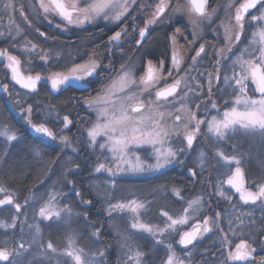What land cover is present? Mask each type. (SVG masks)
Returning a JSON list of instances; mask_svg holds the SVG:
<instances>
[{
	"label": "flooded vegetation",
	"instance_id": "1",
	"mask_svg": "<svg viewBox=\"0 0 264 264\" xmlns=\"http://www.w3.org/2000/svg\"><path fill=\"white\" fill-rule=\"evenodd\" d=\"M6 2L8 0H0V27L2 28L0 29V50L7 51L20 60V71L23 75L40 74L42 79L37 82L36 91L29 93L28 89L21 88L11 79V71L6 67L7 61L0 57V119L12 122L17 136L29 142V144L14 145L13 148L17 149L16 155H19V159L23 161L19 166L26 165L30 171L36 168L38 173L42 169L46 170L51 162L50 159L53 158L51 154L57 153L58 150L56 145H50L48 142L54 139L37 134L31 129L25 121L22 109L26 110L31 104L33 122H45V126L56 134V138L59 136L58 131L68 137L78 159L75 166L76 173L68 176L72 187L75 188V192H69V197L75 201L76 206H79L82 237L90 225H95L99 229V241L106 244V222L102 214L99 194L105 182L136 185L146 187V194L141 197L147 200L150 226L154 230L153 233H157L149 238L143 237L145 243H142L140 250L142 254H145L141 258L144 264H165L169 244L172 245L176 254L185 260V264H224L228 251L234 250L235 244L241 239L246 240L255 249L253 257L255 264H259V261L264 259V200H258L255 204L251 202L245 204L239 199V193L227 184H223L225 197H221L214 192L213 185L218 180H226L227 174L237 167L235 163L231 165L223 163L216 155L219 151L226 153V156H235L241 161L238 166L242 169L245 187L256 191L260 184H264V143L253 147L246 142V137H242L244 134L231 133L227 134L225 141H221V144H211V141L209 143L201 141L202 137L198 132L193 147L188 149L183 135L180 140V121L175 120V113L167 119L165 126L179 127V133H173L169 142L174 148L185 149L181 156L179 155L177 160L159 171H147L141 176L119 177L117 174H109L106 170L96 172L95 169L99 163H105L106 168L113 166L105 162L107 148L99 147L101 143H105L106 137L98 136L97 143L93 145L87 132L97 123L96 109L103 107V105H96L90 108L89 102L95 101L98 96H104L105 89L121 73L122 65L132 70L138 81L144 74L149 60L158 68L160 62L164 61V77L168 83H171L173 78H168L167 73L171 68L173 50L175 49L184 58L185 62L179 73V76H184L183 69H187L192 64V57L201 44L205 45V53H202V58L195 65V71L190 74V77H196V79H189L190 85L199 93V95L193 94L194 104L191 109L193 108L197 119H201V115L205 114L209 108L216 112L223 106L231 107L235 99L232 90L235 82L231 81L229 86L224 76L225 74L229 77L233 75L232 60L241 54L242 49L247 47L249 53L253 48L258 49V43L255 45L249 43L253 38L252 33L259 28V23L252 22L251 16H258L260 10L264 9H260V5H257V8L245 13V27L241 32V41H234L233 51L225 52L229 59L221 60L218 65L216 52L226 48L224 25L232 27L233 36L236 31H239L235 25V14L236 8L244 0H208L207 11L211 14L210 19L191 15L188 12V0H166L169 7L165 9L162 18L157 19V23L145 29V38L139 45L136 43L138 39H141L139 30L145 28L146 22L152 18L160 0H129L128 12L121 17V20L106 21L101 17L91 23L85 22L79 25L67 24L59 16L52 14L45 17L42 9L39 8V0H10L15 10L9 8L5 11ZM79 2L83 7V0ZM229 5L232 7L230 8ZM177 7H180L182 11H174ZM193 21L196 23L194 24ZM177 28L180 29L179 33H176ZM40 32H43L44 36H41ZM115 32L122 33L118 43L109 40ZM174 33L175 44L172 41ZM32 45H36L34 50ZM45 54H47V62L41 59V56ZM244 58L252 57L245 53ZM89 59L97 61L100 65L97 73L90 78V88L87 90L73 87L65 89L61 86L60 89H52L50 81L46 79L51 73L66 72L73 63L84 64ZM217 67H220L219 78H217ZM236 71H239L238 66ZM209 74H211V85ZM3 85H7V91L3 90ZM164 86V83L159 85V87ZM210 86L211 95H209ZM187 90V88L184 89L185 92ZM178 93L180 96L183 94L179 89ZM144 99H148L147 94ZM151 99H155L154 91ZM177 101L176 106L180 109L179 98ZM211 102L216 103L215 109L212 108ZM64 116H68L71 121L68 127L64 126ZM20 120L25 123H20ZM237 136L241 138L239 144L236 143ZM30 146L47 153L42 163H39L40 160H28L24 156L30 151ZM149 146L144 149V157L138 151L139 149H136L130 156L131 162L139 156L146 164L155 163L152 146ZM168 146V144L164 145V147ZM185 153L188 155L184 156ZM198 153L209 154L208 161L204 163L206 166L195 167L192 164ZM180 158L184 159L181 165ZM190 168L196 173L195 176L189 173ZM113 171H116L115 167ZM55 180L57 177L53 175V181ZM91 185L97 187L94 186V190H91ZM175 190L180 191L179 196L175 194ZM131 196L137 197L135 193ZM197 197L203 199V207L199 214L193 216L189 224L180 227L179 234L170 230L163 233L159 231L165 228L167 217L163 215L164 212L178 218L180 211L187 207V202ZM154 199H159V203L153 207ZM15 204L13 202L0 209L11 206L15 208ZM217 213H220L221 217L218 229L213 228L211 232L205 233L203 237L194 241V246L189 245L185 248L179 244L180 234L191 230L197 220L202 223L205 216L214 218ZM225 237L227 241L222 243ZM113 257L108 255V264H114ZM228 264H247V262L228 261Z\"/></svg>",
	"mask_w": 264,
	"mask_h": 264
},
{
	"label": "snow or ice",
	"instance_id": "2",
	"mask_svg": "<svg viewBox=\"0 0 264 264\" xmlns=\"http://www.w3.org/2000/svg\"><path fill=\"white\" fill-rule=\"evenodd\" d=\"M84 6H80L79 0H39V8L42 9L45 17L48 14L53 16H59L61 20L66 21L67 24H84L85 22L91 23L97 18H103L106 21H119L125 13L128 12L129 0H83ZM260 5V9H264V0H244L236 8L235 25L239 29L233 36V29L230 25H224L225 34V49H220L216 52L218 57L217 64L219 65L221 60H227L229 57L225 55V52H232L234 47V41H241V32L243 31L245 24V13L250 9L257 8ZM169 7L166 0H160L156 5L155 12L152 18L149 19L145 28L139 30V36L141 39L136 41L137 45L141 44L142 39L145 38V29L152 24L157 23L158 18H162V14L165 13V9ZM208 0H188V12L191 15L210 19L211 14L207 11ZM231 8L232 5H229ZM9 8L15 10L14 5L8 0L5 3L4 9L7 11ZM174 11H182L180 7L174 9ZM251 21L259 23L264 21V10H260L258 16H251ZM195 24L196 22L193 21ZM180 29H176V33H179ZM41 36H44L43 32H40ZM252 41L250 44H259L258 49L253 48L249 53L248 48L241 50V54L236 56L232 60L233 75L231 77L225 74L224 80L231 86V81L234 80L235 87L233 94L235 96L232 106L227 108L223 112L222 118L218 116H212L210 120L197 119L195 113H189L188 123L184 124V141H186L187 148L193 147L194 140L197 138L196 134L201 131V125L207 124V131L217 140H223L227 134L237 128L243 129L246 132L258 133L262 139H264V25H261L256 31L252 33ZM122 38L121 32H115L114 35L109 37L110 42H119ZM258 38V40H257ZM173 44L176 43V35L172 37ZM36 45H32L34 50ZM202 53H205V45L201 44L199 49L196 50L195 55L192 57V64L187 69H183L184 76H179L182 70V65L185 62L183 56H181L175 49L171 56V68L168 69L167 77L173 78L171 83L167 82L164 77V61L160 62L159 68L148 61V65L144 74L137 79L134 77L132 70L127 69L126 66H121V73L117 79H114L112 84L105 89L103 97L98 96L95 101L89 102V107L96 105H103L98 107L97 110V123L93 125L87 132L90 142L95 145L97 143V137H106L105 143H101L99 147L101 149L107 148L108 152L112 154L110 164L115 165L116 171H113V167L105 166V163H99L96 167V172L106 170L111 175H116L117 172L126 171L134 174L144 173L147 171H159L173 161L178 159V156L182 154L184 148H174L170 144V138L173 133H179V127L174 126L172 128L166 127L168 118H171L173 112L159 111L161 108H174L177 98L181 103V109L177 110L175 116L176 121H181L182 117L178 114L179 111H186V106L183 101L188 96L189 92H193L196 95L199 93L190 85L189 79L195 80L196 77H190L192 71H195V65L202 58ZM248 53L252 58L245 59L244 54ZM258 53V54H257ZM0 57H3L6 61V67L11 71V79L20 85L23 89H28L29 93H34L37 89V82L42 79L40 74L23 75L20 71V60L10 55L7 51L0 50ZM41 59L47 62V54L42 55ZM97 61L89 59L84 64H75L68 68L66 72H54L51 73L46 79L50 81L53 90L73 87L81 90H87L91 87L90 78L97 73L99 68ZM239 71H236V68ZM217 78H219L220 67L216 68ZM203 75V73H201ZM179 77V78H175ZM161 83H164V87H159ZM209 84L211 85V74H209ZM254 86V88L252 87ZM187 88L188 92H184ZM183 92V96L178 93ZM3 90L7 91V85H3ZM155 92V99H151L152 92ZM147 94L148 99H144ZM258 94V96L256 95ZM209 95H211V86L209 87ZM171 98V99H170ZM19 103V102H18ZM212 103V108L215 109L216 103ZM227 104V102H225ZM199 107V106H198ZM33 106L28 105L26 110L22 109V113L25 114V121L31 127V129L45 137L56 139V134L49 127L45 126V122L35 123L32 120ZM102 118V122H101ZM63 123L65 127L71 123L68 116H64ZM189 124L193 127L189 130ZM11 130L7 126L0 131V136H5L6 139L11 142L17 139L14 133L9 134ZM61 141L65 146H69V141L66 137L61 136ZM168 144V147H164ZM151 145L154 153L155 163H144L141 157H135V163L131 162L130 156L132 153L144 146ZM39 155V153H37ZM216 155L225 162L226 165L235 163L234 171L227 174V179L223 181H217L216 187L218 195L225 197L223 190V184L229 185L236 193H239V199L245 204L251 202L255 204L258 200H264V184H260L256 191H252L245 187L243 172L240 165L241 161L235 156H226L223 152H217ZM203 163V154H202ZM127 164V167L124 165ZM189 173L195 176L196 173L190 168ZM0 192L5 193V197L0 199V205H11L14 202V194L8 193L3 187H0ZM177 196L180 195L179 190H175ZM231 199V197H227ZM55 197H52L46 207L40 208V216L45 220L52 216L61 217V213L66 214V218L70 219L71 210L68 208L55 210L54 209ZM143 203H137L132 201L129 204L117 203L110 205L109 214L112 211L129 210L134 214H138L139 210L144 208ZM203 207L202 201L199 197L189 200L187 207L184 208V215L178 218H173L167 212L163 215L167 217L165 228L159 229L161 233L166 230H170L173 233H178L180 227L189 224L194 215L199 214L200 209ZM17 212H20L21 205L15 204ZM220 213H217L214 218L205 216L202 223L197 220L192 225L191 230L184 231L180 234L179 244L187 248L189 245L194 246V241L203 237L205 233H209L213 228H219ZM170 222V223H169ZM231 224V222H229ZM15 217L13 218V224L7 225L0 223V227H14ZM131 227L137 230H143L149 233H153L154 230L150 225L144 224L136 220L132 223ZM36 234L39 235V225L35 226ZM227 237L222 241L225 243ZM129 251H131V244L125 242ZM21 247H23L21 245ZM48 249H52L53 245L49 243ZM71 247V243H70ZM255 249L244 239H241L239 243L235 244L234 250H229L227 253L224 264H228V261L236 262L242 261L247 264H255L253 252ZM83 252L68 251L67 256L71 257L74 264H96L94 259H83ZM102 255V253H101ZM12 253L6 248H0V262H8L13 264L10 260ZM142 253L137 251L133 255L129 256L126 264H141ZM165 264H185V260L181 259L173 249L172 245H168V258ZM259 264H264V259L259 261Z\"/></svg>",
	"mask_w": 264,
	"mask_h": 264
},
{
	"label": "rangeland",
	"instance_id": "3",
	"mask_svg": "<svg viewBox=\"0 0 264 264\" xmlns=\"http://www.w3.org/2000/svg\"><path fill=\"white\" fill-rule=\"evenodd\" d=\"M261 25H264V21L259 22V27ZM0 29L2 28L0 27ZM186 92H188V90ZM193 94V92H189L188 96L183 101L186 106V111L182 110L178 113L182 117V120L180 121V140H182L181 136H184L185 134L184 124L188 123V114L194 113L193 108L191 109L194 104ZM176 105H178V101H176L174 108L165 107L159 109V111L166 112L171 110L173 114H177L179 108ZM225 109L226 108L223 106L221 110L213 112L211 111L212 109L209 108L206 110L205 114L201 115V119L210 120L212 116L222 118ZM20 123L23 124L25 121L20 120ZM6 126L11 130L9 134L14 133L17 139L9 142L5 136H0V187L5 188L8 193L14 194V203H19L21 205V210L20 212H17L12 206L0 209V223L12 225L13 218L15 217L14 227H0V248H6L12 253L10 260L13 261V264H74L72 258L67 256L68 251H74L77 253L83 252V259H94L96 264H108V255H110V257L114 256V264H126L129 256L137 251L141 252L140 249L142 243H145L143 237L149 238L152 234H157L133 229L131 227L132 223L136 220L147 225L151 224L147 215V200L144 199V197H141L145 196L146 187L105 182L99 193L101 197L100 203L102 204V214L104 216V221L106 222L105 235L107 238L109 236L112 237V243L109 246L108 244H103L99 241L100 233L95 225H90L86 229L87 231L85 232L84 237H82L83 233H81L80 230L81 213L79 206H76L74 204L75 201L69 197V192H75V188L72 187V184L68 180V176H70L71 173H76L75 166L78 159L76 157L77 153L72 149L68 137L65 136L64 133H61V131H58L57 135L59 136L56 139L51 141L48 140L50 145L57 146L58 151L57 153H54L55 155L53 153L51 154L53 158L50 159V164L48 163L49 167L46 170H40V173H38L37 168L34 169L35 171H30L26 165L23 167L19 166L23 161L19 159V155H16L15 151L17 149L13 148V146L29 144V142H25L24 139L17 136L12 122L0 119V131H3ZM192 127L193 125L189 124V130H191ZM231 133L234 135L236 133L244 134L242 137H246V142L253 147L264 143V139H262L258 133L246 132L239 128L230 131L228 134ZM200 134L202 137L201 141L206 143L211 141V144H221V141H225L226 139L217 140V138L208 133L206 123L201 125ZM61 136L67 138L69 146H65L60 139ZM237 138L238 142L236 141V143L239 144L241 138L239 136H237ZM145 147L148 148L150 146L144 145L138 148V151L142 153L143 157ZM29 149L30 151L24 154L28 160H40L39 163L44 161L43 158L46 157V152L38 150V148H34L33 146H30ZM37 153H39V155H37ZM224 154L226 155V153ZM187 155L188 154L186 153L184 154V156ZM207 155L209 154H196V159L192 164L195 167L206 166L204 163L208 161ZM32 157L34 159H32ZM52 159L54 160L52 161ZM111 159L112 154L107 151L105 162L107 161L106 163H109ZM183 161L184 159L180 160V165ZM221 161L225 163L223 160ZM260 161L262 162V159H260ZM133 163H135V158ZM110 165L115 167L113 164ZM124 167H127V164H125ZM53 175H56L57 180L53 181ZM141 175L144 174H134L126 171L117 172V176L119 177ZM28 179L29 181H27ZM20 181L21 183L28 182V185L22 186ZM216 184L213 185V190L218 193ZM91 186V190L97 187L96 185ZM120 193L123 195H119ZM129 193H131V195L135 193L137 197L131 196ZM4 197L5 193L0 192V199H3ZM52 197H55L53 205L55 210L64 209L65 207L71 210L70 219L66 218V214L63 212L61 213V217L52 216L47 220L40 216V208L46 207ZM199 198L203 204V199L201 197ZM132 201L143 203L145 207L140 209L138 214H134L129 210H116L112 211L111 215L109 214L110 205H115L117 203L129 204ZM158 203L159 199H154L153 207ZM183 215L184 211H180V216ZM165 221L168 222L167 218ZM36 225H39L40 228L39 235H37L35 231ZM126 241L131 244V251H129L126 246ZM49 243L53 245L54 250L48 249L47 245ZM21 245L23 247H21ZM143 256H145V254H142V257ZM0 264H8V262H0ZM141 264H144L142 259Z\"/></svg>",
	"mask_w": 264,
	"mask_h": 264
},
{
	"label": "trees",
	"instance_id": "4",
	"mask_svg": "<svg viewBox=\"0 0 264 264\" xmlns=\"http://www.w3.org/2000/svg\"><path fill=\"white\" fill-rule=\"evenodd\" d=\"M21 183V182H20ZM28 182H23V183H21V185L23 186H27L28 184H27ZM111 236H109L108 238L106 237V235H105V243L106 244H108L109 246L111 245V243H112V237L110 238Z\"/></svg>",
	"mask_w": 264,
	"mask_h": 264
},
{
	"label": "water",
	"instance_id": "5",
	"mask_svg": "<svg viewBox=\"0 0 264 264\" xmlns=\"http://www.w3.org/2000/svg\"><path fill=\"white\" fill-rule=\"evenodd\" d=\"M2 206H4V205H0V207H2Z\"/></svg>",
	"mask_w": 264,
	"mask_h": 264
}]
</instances>
